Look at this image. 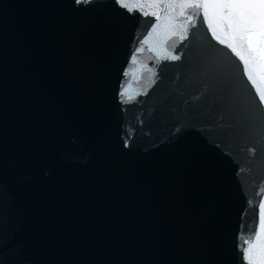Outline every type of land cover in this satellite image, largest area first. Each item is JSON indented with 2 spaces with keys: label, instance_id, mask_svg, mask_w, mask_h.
<instances>
[{
  "label": "water",
  "instance_id": "95a60500",
  "mask_svg": "<svg viewBox=\"0 0 264 264\" xmlns=\"http://www.w3.org/2000/svg\"><path fill=\"white\" fill-rule=\"evenodd\" d=\"M188 2L0 0V264H247L264 243V118Z\"/></svg>",
  "mask_w": 264,
  "mask_h": 264
},
{
  "label": "snow or ice",
  "instance_id": "6c2138e0",
  "mask_svg": "<svg viewBox=\"0 0 264 264\" xmlns=\"http://www.w3.org/2000/svg\"><path fill=\"white\" fill-rule=\"evenodd\" d=\"M122 7L128 8V5L122 4ZM179 7L182 10H195L187 17L193 28L196 27L194 17H199L202 10L201 26L206 21L219 43L239 58L243 67L239 64L236 67L241 83L255 105L257 115L264 118V107H261L264 103V0H195L182 3ZM218 31L222 32V35H219ZM185 38L187 30L181 36V39ZM260 224L264 230V204L260 205ZM252 231L255 232L254 226ZM260 239V233H257V242ZM246 243L249 247L242 251L246 254L247 264H264V243L258 244L255 253L252 251L251 241Z\"/></svg>",
  "mask_w": 264,
  "mask_h": 264
}]
</instances>
